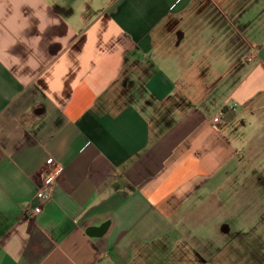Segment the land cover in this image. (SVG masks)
<instances>
[{
	"label": "crops",
	"instance_id": "1",
	"mask_svg": "<svg viewBox=\"0 0 264 264\" xmlns=\"http://www.w3.org/2000/svg\"><path fill=\"white\" fill-rule=\"evenodd\" d=\"M250 120L264 0H0V264H203Z\"/></svg>",
	"mask_w": 264,
	"mask_h": 264
},
{
	"label": "rangeland",
	"instance_id": "2",
	"mask_svg": "<svg viewBox=\"0 0 264 264\" xmlns=\"http://www.w3.org/2000/svg\"><path fill=\"white\" fill-rule=\"evenodd\" d=\"M66 1L77 11L87 10L90 15L104 10L110 2ZM220 70L221 74L226 68ZM253 124L250 120L247 126H240L239 134L244 137V143L257 132L264 135L263 125ZM258 140L248 145L250 156L247 145L241 147L237 162L242 166H237V170L231 172L232 176L225 183L227 187L219 189L221 193L217 198L226 207L219 204L216 210L218 218L199 232V237L204 239L196 242V246H199L196 247L197 252L201 256L203 253L212 256L202 258L203 264H264V155L260 157L258 151L264 146V137ZM174 250L171 247L162 257L155 258L154 264H197L189 258L192 257L190 254L185 252L184 256Z\"/></svg>",
	"mask_w": 264,
	"mask_h": 264
},
{
	"label": "built area",
	"instance_id": "3",
	"mask_svg": "<svg viewBox=\"0 0 264 264\" xmlns=\"http://www.w3.org/2000/svg\"><path fill=\"white\" fill-rule=\"evenodd\" d=\"M228 112H234L236 111L235 107H231V108H227ZM226 116V113H224V109L222 111H220L218 114H216L213 119H212V125L214 127H220L224 121V118ZM57 176L56 175H49L45 178L44 183L46 186L51 185L55 180H56ZM36 198L39 202V205L37 207H35V209L33 210V214L34 215H38L42 212V205L44 203H46L49 199H50V195L49 193L44 189L41 188L36 195Z\"/></svg>",
	"mask_w": 264,
	"mask_h": 264
},
{
	"label": "water",
	"instance_id": "4",
	"mask_svg": "<svg viewBox=\"0 0 264 264\" xmlns=\"http://www.w3.org/2000/svg\"><path fill=\"white\" fill-rule=\"evenodd\" d=\"M106 231H107V226H103L101 228L92 230L90 233L93 236H103L106 233Z\"/></svg>",
	"mask_w": 264,
	"mask_h": 264
},
{
	"label": "trees",
	"instance_id": "5",
	"mask_svg": "<svg viewBox=\"0 0 264 264\" xmlns=\"http://www.w3.org/2000/svg\"><path fill=\"white\" fill-rule=\"evenodd\" d=\"M224 113H226L225 118H227L229 116V112H228V109L227 108L224 109Z\"/></svg>",
	"mask_w": 264,
	"mask_h": 264
}]
</instances>
